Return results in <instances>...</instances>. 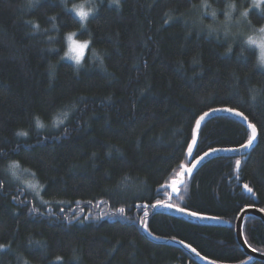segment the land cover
<instances>
[{"label":"trees","instance_id":"trees-1","mask_svg":"<svg viewBox=\"0 0 264 264\" xmlns=\"http://www.w3.org/2000/svg\"><path fill=\"white\" fill-rule=\"evenodd\" d=\"M86 2L94 10L81 22L72 8ZM204 3L0 0V264H197L146 232L217 264L248 261L234 225L245 208L264 211V68L244 41L264 9ZM71 33L89 42L81 66L64 58ZM213 108L247 116L258 144L205 164L172 204L227 225L154 213L168 199L159 188L188 165L195 119ZM249 136L234 119H212L193 160ZM244 237L264 254L259 220H246Z\"/></svg>","mask_w":264,"mask_h":264},{"label":"water","instance_id":"water-1","mask_svg":"<svg viewBox=\"0 0 264 264\" xmlns=\"http://www.w3.org/2000/svg\"><path fill=\"white\" fill-rule=\"evenodd\" d=\"M209 113H210V116L205 118V121H203L201 123V127L199 129H197L194 126V129L192 132V140L190 143L192 145V149H193L191 155H189L188 149L186 151V158H187L188 165H184V169L192 168V172L187 173L184 171V169H182L180 167V171L176 175V177L174 179H172L168 184L159 188L160 193L168 192L167 201L164 203L155 204L157 206L155 208L151 207V209L156 214L165 215V216L176 218V219H183L185 221H189L191 223H198V224L203 225V226H209V227L222 226V227H224L227 224L225 222L219 220V219H215V218L214 219H201L200 218L201 215H197L196 217H191V216L186 214L188 211H185L184 213L176 211L177 207L172 204L173 199H176L177 197H179L180 190L184 186L186 180L187 179L190 180L197 173V171L200 170L205 164H207L208 162H210L214 159H217V158H223V157L242 158V157H246L256 148V146L258 144L259 133L257 130L256 139L253 141L252 146H250L248 149H243V148L238 147L240 150L237 152L224 151V149H219L220 151H218V152H212V150H210L207 152V153H209V155H207V156H205L204 154L202 155L204 157L203 160H201L199 157L198 159H196L194 161L193 158H194L195 152L197 150L201 130L205 126V124H207V122H209L212 119L220 118V117H227V118L234 119L240 125H242L249 132V134H251V130L248 128V123H250V121L248 119H247V121H245L242 117H237L232 113H224V112L212 113V111H209ZM194 136H195L196 143L192 144ZM228 149H232V148H228ZM197 161H199V163H197ZM193 165H195V167H193ZM174 180L179 181V183H177V190L175 192H173L172 188H171L172 182ZM243 191L248 196L252 195V192H248L245 188H243ZM168 204L172 205V207L171 208L164 207V205H168ZM144 206L145 205H143V207H142L143 209H149L150 208L149 206H147L146 208ZM205 217H207V216H205ZM249 218H255V219L259 220L264 225V211L261 209H258V208L248 207V208H245L238 215V217L236 219V222L234 225L236 242H237L238 246L241 248V250L247 255V257H249V260L246 261L245 263H242V264H254L255 262H263L264 263V255L259 254V253L255 252L254 250H252L245 240L244 224H245L246 220ZM145 234L154 243L166 245V246L177 248V249L184 251L197 264H208V262H209V260H207L204 257H203L204 259L201 260L200 257H202V256L200 255L198 257L197 251L193 252L192 251L193 248H191V247L185 248V246H184L185 244H183L179 241L156 240L153 237H151V235L148 232H146ZM214 264H217V263H214Z\"/></svg>","mask_w":264,"mask_h":264},{"label":"snow or ice","instance_id":"snow-or-ice-1","mask_svg":"<svg viewBox=\"0 0 264 264\" xmlns=\"http://www.w3.org/2000/svg\"><path fill=\"white\" fill-rule=\"evenodd\" d=\"M112 2L114 4H116V5H119L120 0H112ZM204 7H209V5L206 3V0H205V3H204ZM234 7H235V5H234ZM72 11L76 14V16L79 17L81 22L87 20L88 17H89V11L85 10L83 4L73 7ZM210 15L212 16L213 19H215L216 11L213 10L210 13ZM247 15H248L247 12L243 13V16L246 17ZM226 17H227L228 21L231 20V14L230 13H226ZM75 35H76L75 33H71V34H69L67 36L68 41L71 42L70 43V50H69V52H70L69 58L74 60L77 65H80L81 61L83 59V52L85 51V49L88 48L89 42H77V41H75L73 39V37ZM225 35H228V33L226 32ZM256 43H257V41L254 38L249 37V39L247 41L248 45H254ZM229 52H231V48H229ZM218 112L232 113V114H234L237 117H242L245 121H247V119H248L247 116H243V114L241 112L235 111L234 109H231V108H213L212 109V113H218ZM209 116H210V113L205 111L202 115L199 116L198 119H195V127L197 129H199L201 127V123L203 121H205L206 117H209ZM61 123H62V121H61ZM37 124H38V126L42 127V125L39 124V121H37ZM248 128L251 130V134L248 137L247 142L240 146V148H243V149H248L250 146H252L253 141L256 139V136H257V128H256V126L253 123H248ZM18 135L24 136V135H26V133L21 132V133H18ZM195 143H196V140H195V136H194L192 144H195ZM192 150H193L192 149V145L191 144L188 145V153H189V155H191ZM239 150H240L239 148L224 149V151H229V152H237ZM218 151H220V150L219 149H215V148L212 149V152H218ZM204 155L207 156V155H209V153L205 152ZM203 158H204L203 156L200 157L201 160H203ZM197 163H199V161H197ZM240 163H241L240 160H236V166L237 167H239ZM180 167L182 169H184V165L183 164H181ZM193 167H195V165H193ZM184 171L187 172V173H191L192 172V168L184 169ZM177 183H179V181L174 180L172 182L171 188H172L173 192H175L177 190ZM244 188L248 192H252V188H250L247 184L244 185ZM157 204H159V201L157 202ZM156 206L157 205H152V207H154V208ZM144 207L146 208L147 205H145ZM164 207L171 208L172 205L168 204V205H164ZM176 211L184 213L186 210H185V208L177 207ZM119 212L120 213H124L125 209L124 208H120ZM144 214H145V216H147L148 213L145 212ZM186 214L191 216V217H196L198 215L197 212H195V211H188ZM200 218L201 219H214V217H205V216H201ZM184 246H185V248L189 247L187 244H185ZM192 251L195 252L196 251L195 248H193ZM197 256L199 257L200 254L197 253ZM200 259L203 260L204 258L200 257ZM208 264H214V262L212 260H209Z\"/></svg>","mask_w":264,"mask_h":264},{"label":"clouds","instance_id":"clouds-1","mask_svg":"<svg viewBox=\"0 0 264 264\" xmlns=\"http://www.w3.org/2000/svg\"><path fill=\"white\" fill-rule=\"evenodd\" d=\"M234 3H230L228 5V9L229 11L227 13H230L234 10ZM243 15V13H242ZM249 37H252L254 38L257 43L254 44V45H248L247 44V41L249 39ZM244 43L247 45V46H250V47H255L256 49H258V55H257V64L259 66H262L264 67V25H260L258 26L257 28L253 29L252 31V34H249L246 38H245V41Z\"/></svg>","mask_w":264,"mask_h":264},{"label":"rangeland","instance_id":"rangeland-1","mask_svg":"<svg viewBox=\"0 0 264 264\" xmlns=\"http://www.w3.org/2000/svg\"><path fill=\"white\" fill-rule=\"evenodd\" d=\"M253 1V3H254V8H260L261 10L262 9H264V0H252ZM81 4H83L84 5V8H85V10L86 11H89V17L91 16V14L93 13V10H94V7L92 6V4H91V2H86V3H81ZM81 4H78V5H81ZM77 4L76 5H74L73 7H75V6H78ZM263 6V7H262ZM73 9V8H72ZM75 14V13H74ZM76 15V14H75ZM78 17V16H77ZM88 17V18H89ZM79 18V17H78ZM86 21V20H85ZM85 21H83V22H85ZM253 31V30H252ZM252 31H250L249 33H248V35L249 34H252ZM247 35V36H248ZM68 36V35H67ZM73 39L75 40V41H77V42H80V41H78L77 40V38H76V36H74L73 37ZM66 42H67V51H66V54H65V60L66 61H68V62H71V63H73L74 65H76V66H81L82 64H80V65H77L76 63H75V61L74 60H72V59H70L69 58V54H70V52H69V50H70V43L71 42H69L68 41V39H67V37H66ZM253 48H255V47H253ZM88 49H89V46H88V48L87 49H85V51L83 52V59L86 57V55H87V52H88ZM256 49V48H255ZM257 50V53H258V49H256ZM83 59H82V61H81V63L83 62ZM262 67V66H261ZM262 68H264V67H262ZM35 189V188H34Z\"/></svg>","mask_w":264,"mask_h":264},{"label":"flooded vegetation","instance_id":"flooded-vegetation-1","mask_svg":"<svg viewBox=\"0 0 264 264\" xmlns=\"http://www.w3.org/2000/svg\"><path fill=\"white\" fill-rule=\"evenodd\" d=\"M255 251V250H254ZM255 252H257V251H255ZM257 253H259V252H257ZM259 254H262V253H259ZM264 255V254H263ZM248 260H249V257H248Z\"/></svg>","mask_w":264,"mask_h":264}]
</instances>
